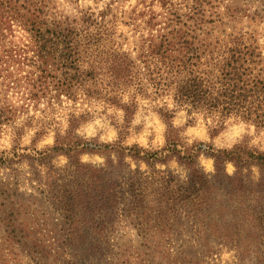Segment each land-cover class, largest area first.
Instances as JSON below:
<instances>
[{
    "label": "trees",
    "instance_id": "1",
    "mask_svg": "<svg viewBox=\"0 0 264 264\" xmlns=\"http://www.w3.org/2000/svg\"><path fill=\"white\" fill-rule=\"evenodd\" d=\"M79 1L0 0V131L4 126L13 130L11 149L0 151V168H11L23 158L39 162L67 158L89 189L85 196L78 188L67 198L71 201L57 205L67 235L65 244L78 251L89 247L80 232L85 228L96 233L99 242L107 241L104 217L97 218L96 211L88 216L80 208L87 209L83 197L89 201L93 191L102 197L106 192L102 188L111 185V157L121 162L128 156L148 165L176 159L188 169L189 186L174 194L178 209L171 198L167 202L169 213L183 221L180 225L184 224L189 235L183 246L221 242L251 257L264 245V152L246 141L230 150L209 149L215 169L209 180L197 169L199 150L171 138L177 130L168 110H159L167 132L166 145L158 151L125 147L119 141L121 134L113 144H89L74 133L75 124L81 121L74 116L65 131L56 130L49 148L35 147L43 132L33 137L31 147L23 148L24 132L15 123L31 106L51 105L62 97L75 100L83 94L119 108L129 124L135 107L123 103L121 95L139 85L141 75H148L191 113H200L213 123L239 117L257 130L264 129V50L255 30L232 27L236 18L260 24L264 17L259 11L230 15L235 12L224 0H140L141 10L130 15L139 22L130 19L134 27L143 24L145 33L136 38L130 51L117 43L115 7L107 4L98 12L81 10ZM83 153L102 155L109 164L100 169L85 165ZM227 163L234 167L232 176L224 171ZM129 206L126 214L139 215L137 223L140 218L151 221L146 207ZM74 256L68 264H82Z\"/></svg>",
    "mask_w": 264,
    "mask_h": 264
},
{
    "label": "rangeland",
    "instance_id": "2",
    "mask_svg": "<svg viewBox=\"0 0 264 264\" xmlns=\"http://www.w3.org/2000/svg\"><path fill=\"white\" fill-rule=\"evenodd\" d=\"M107 4L115 7L114 13H117V43L123 50L131 51L136 38L144 32L143 24L134 27L130 19L136 18L131 16L141 10L140 0H80L77 7L98 12ZM228 4L235 12L230 15L238 16L240 11L239 15L244 16L259 11L264 17V0H224V5ZM153 10L160 11L157 7ZM232 27L255 30L264 50V21L258 24L236 18ZM137 83L121 95L123 103L135 107L129 124L122 110L103 99L96 100L95 95L80 94L75 100L62 97L54 104L44 102L21 113L15 123L24 132L21 147H31L33 137L43 132L35 147L37 150L49 148L54 143L56 130L65 131L69 118L74 116L81 118L75 124L74 133L89 144H113L121 134L119 141L125 147L158 151L166 145L167 132L159 110H168L172 114L171 125L177 130L171 138L181 146L199 150L196 166L206 179H212L215 173L209 149L230 150L246 141L252 148L264 152V129L257 130L239 117L217 119L213 123L202 114L191 113L176 104L171 92L160 89L148 75H141ZM12 138V126H4L0 131V151L11 149ZM108 161L111 163L108 170L112 167L108 171H111L108 176L111 185L102 188L106 190L102 197L94 191L89 201L83 197L82 204L87 209L80 208L88 216L96 211L97 218L104 217L108 238L106 242H99L96 233L85 228L80 232L89 247L78 251L65 244L67 235L57 205L71 201L67 198L78 188L85 196L89 189L67 158L61 156L42 162L23 158L11 168H0V264H68L74 254L82 264H264L263 244L249 258L221 242L212 241L209 246L189 242L183 246L189 235L184 224L180 225L183 221L168 211L170 198L178 209L174 194L189 186L188 169L176 159L153 165L128 156L121 162L113 157ZM81 162L96 169L108 163L102 155L89 153L81 155ZM224 171L232 176L235 170L227 163ZM252 173L255 178L256 170ZM136 203L146 207L147 215L152 217L151 221L140 218L142 224L146 223L140 229L141 223L136 221L139 215L126 214L129 204Z\"/></svg>",
    "mask_w": 264,
    "mask_h": 264
}]
</instances>
